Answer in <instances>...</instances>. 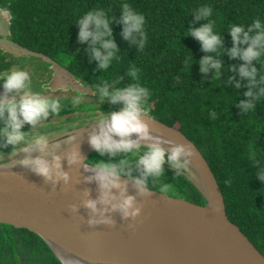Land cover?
<instances>
[{"label":"trees","instance_id":"trees-1","mask_svg":"<svg viewBox=\"0 0 264 264\" xmlns=\"http://www.w3.org/2000/svg\"><path fill=\"white\" fill-rule=\"evenodd\" d=\"M124 2L146 17L148 42L144 50L139 51L136 44L124 40L123 26L114 22L113 37L121 58L103 72L98 62L89 57L88 44L78 41L79 26L74 23L87 11L98 7L109 10L119 20V8ZM203 4L213 7L212 18L223 38L224 54L217 57L224 69L219 80L212 78L213 72L202 73L198 63L204 56L215 54L205 53L199 41L187 36L190 27L204 23L194 21L192 15ZM0 9L9 18V39L49 56L92 90L101 82L113 87L130 83L148 87L151 96L146 112L179 129L197 146L217 179L227 218L264 258V185L251 165L255 157L264 159V100L257 103L255 112L247 114L234 106L246 99L243 93L248 91V81L241 79L238 72L244 61L231 59L227 54L232 47L228 26L231 23L248 25L257 17L264 18V0H0ZM190 54L195 61L192 64L187 59ZM24 57L0 48V71L15 60H25ZM34 58L48 66L49 62ZM253 63L258 73L264 75V64ZM132 65L138 69V80L127 74ZM233 66L236 72L231 70ZM236 83H240L241 88L236 89ZM262 86L264 84L258 83L253 91ZM107 100L93 105L91 114L101 115V112L122 107ZM73 109L63 107L60 114ZM212 111L217 113L215 120L210 118ZM10 151V146L0 149V153ZM123 156L117 154L114 159ZM108 159L107 155L102 157L93 151L86 162L94 165ZM164 168L165 175L160 180L149 178V188L160 191L166 183L169 189L165 193L204 204L200 192L185 176L175 175V171L165 165ZM0 264L61 263L37 234L0 223Z\"/></svg>","mask_w":264,"mask_h":264},{"label":"water","instance_id":"water-1","mask_svg":"<svg viewBox=\"0 0 264 264\" xmlns=\"http://www.w3.org/2000/svg\"><path fill=\"white\" fill-rule=\"evenodd\" d=\"M9 24L0 9V48L14 56L49 62L53 75L48 88L92 92L49 56L9 39ZM143 118L151 137L171 142L162 143L163 147L181 144L192 149L189 172L183 176L200 192L203 205L152 188L147 196L137 195L131 181L121 177L128 184V194L137 196L141 214L132 220L112 212L108 214L111 224L91 222L93 214L83 202L98 195L96 182H89L94 165L86 162L94 151L89 137L99 130L95 120L49 138L47 158L52 154L62 158L63 171L69 176L67 184L63 180L53 184L19 165L0 167V223L37 234L61 264H264V258L227 218L217 179L197 146L182 131L147 112ZM152 142L154 139L141 144ZM73 151L81 155L77 164L68 162ZM9 153L0 161L8 163L24 156L23 152L15 156Z\"/></svg>","mask_w":264,"mask_h":264},{"label":"clouds","instance_id":"clouds-1","mask_svg":"<svg viewBox=\"0 0 264 264\" xmlns=\"http://www.w3.org/2000/svg\"><path fill=\"white\" fill-rule=\"evenodd\" d=\"M119 20L102 7L94 8L80 16L74 24H78V41L88 44V55L91 60L98 62V68L103 72L110 69L114 62H119V48L113 37V23H119L122 27V36L125 41L136 44L139 51H143L148 35L145 30L146 17L134 9L130 3L120 5ZM194 21H204L198 27L188 29V35L200 42L206 55L199 60L202 73L213 72V79L219 80L223 69V63L217 57L224 54L223 38L221 32L216 30L213 7L203 4L192 13ZM232 38V47L227 51L231 59L239 58L244 63L239 67L241 79H247L248 91L243 93L246 99L239 104H234L242 113L255 112L257 103L264 100V86L256 91V85L264 84V75L258 73L257 63L264 64V18L257 17L251 24L244 25L231 23L227 29ZM247 45V47H242ZM190 64L191 54L187 58ZM233 72L237 69L233 66ZM127 74L133 80H138V69L132 65ZM116 83H119L117 81ZM229 85L232 79L229 78ZM0 149L11 146L10 156L23 152L21 159H13L8 163L0 161V167L22 166L31 170L38 176L53 184L63 180L66 184L69 180L68 173L63 171L62 158L52 154L47 158L49 138L44 133L25 132L24 126L32 128L50 115H59L63 110V101L60 98H51L44 95L47 85L40 90H34L33 80L30 74L22 69H14L0 73ZM235 88H241L240 83ZM96 91L103 103L107 97L110 104H122L119 110L103 113L96 119L99 126L97 132H93L88 140L90 147L100 156L107 155L108 160H99L94 164V173L89 177V182L95 181L98 186V195L95 199H85L84 206L91 211L94 219L91 221L111 224L109 213L118 212L124 219L135 220L141 214V207L136 195L128 194V184L121 180L126 177L131 181L136 194L149 195V178L160 180L165 175L164 165L176 170L175 175H187L189 172L190 157L194 155L191 148L173 144L165 148L159 138L150 135L149 126L144 120L147 108L146 104L151 96L148 87L139 83H130L127 86L113 87V84L101 82L96 85ZM82 97L72 100L74 107L79 106ZM211 119L217 118L215 111L211 112ZM135 137V138H133ZM147 146L141 144L144 140H153ZM58 147V146H57ZM117 154H124L123 158L115 160ZM3 153H0L2 156ZM81 160L78 151H73L68 156L69 164H77ZM256 169V176L264 185V159L255 157L251 161ZM135 170V171H134ZM136 172L139 175L135 174ZM169 189L168 184L160 187L161 192ZM88 193H85L87 196Z\"/></svg>","mask_w":264,"mask_h":264},{"label":"flooded vegetation","instance_id":"flooded-vegetation-1","mask_svg":"<svg viewBox=\"0 0 264 264\" xmlns=\"http://www.w3.org/2000/svg\"><path fill=\"white\" fill-rule=\"evenodd\" d=\"M7 61H9V60H7ZM30 62L32 63L31 65H33V64L38 65V66H36V69L33 70V72L31 71V73H29V72L28 73L30 74V76L33 80V86L35 87L34 90H40L41 86L46 85L49 82V80L52 78L53 70L51 68L50 63H48V66H44L39 62V60H36V61L23 60V59L21 61L15 60L14 64L10 65L8 68L2 69L0 71V73L6 72V71H11L14 68L21 69L24 65H26ZM39 77H42V78L40 79ZM38 79H40V83L37 82ZM0 90L2 92L4 91L2 87H0ZM57 90L60 92H63V93H70L71 94V95L69 94L68 96H63L60 99L63 101V107L74 108V109L70 110V111L67 110L66 112L59 114V115H50L47 120L41 121L42 126H45V128L42 126L36 127V128H31V127H29V125L26 124L24 126L23 131L44 133L49 138V137H52V136L59 134L61 132L59 125H55L56 123H54L55 122L54 119L62 121L64 128H65L63 130H69L71 128L76 127L78 124L94 120V118L91 119V117L95 116L97 114H96V112H94V115H93V113L91 114V107L93 105L87 104V103H80L79 106L74 107L72 104V100L74 99V97L85 96L88 94H86V93L76 94V92L71 90L70 88H67V89L57 88L56 90H52V89L47 87V91L44 92V95L50 96L51 98H57V97H53V95L51 94L53 92H56ZM92 91L96 92V90H92ZM84 104L89 106V110L81 109L84 106ZM77 114H81V115L77 116ZM0 127H3L2 122H0ZM58 131H59V133H58ZM53 133H55V134H53ZM50 134H52V135H50ZM3 154H5V153H3Z\"/></svg>","mask_w":264,"mask_h":264},{"label":"rangeland","instance_id":"rangeland-1","mask_svg":"<svg viewBox=\"0 0 264 264\" xmlns=\"http://www.w3.org/2000/svg\"><path fill=\"white\" fill-rule=\"evenodd\" d=\"M24 59L25 60H32V61H36V60H38V59H36V58H34V57H31V56H25L24 57ZM32 63L30 62V63H28V64H26V65H24L21 69L22 70H25V71H27V72H29V73H31V71L33 72V70H35L36 69V66H38L37 64H33V65H31ZM14 69H16V68H14ZM13 69V70H14ZM40 79L42 78V77H39ZM40 79H38L37 80V82H39L40 83ZM51 80V79H50ZM50 80H49V82H50ZM48 82V83H49ZM47 83V84H48ZM33 88H35L34 86H33ZM56 90V89H55ZM76 92V91H75ZM0 93H3L1 90H0ZM52 95H53V97H57V98H62L63 96H68L70 93H63V92H60V91H56V92H53V93H51ZM76 94H82V93H79V92H76ZM71 95V94H70ZM78 97V96H77ZM79 97H82V99H81V102L80 103H87V104H91V105H94V106H96V105H99L100 103H101V100H100V97H99V94H98V92L96 91V92H94V91H92L91 93H88V95H85V96H79ZM74 98H76V97H74ZM108 98L107 97H105L104 98V100H107ZM81 109H83V110H89V106L88 105H86V104H84V106L81 108ZM83 114V113H82ZM96 114L97 115H95V116H92L91 117V119L92 118H94V120H96L100 115L98 114V112H96ZM78 115H81V114H77V116ZM94 115V114H93ZM55 120V122L54 123H56L55 125H59V127H60V130H61V132L60 133H62V132H64V131H67V130H63V129H65L64 128V125H63V123H62V121L61 120H56V119H54ZM93 120H91V121H89V122H92ZM40 126H42V122H40L36 127H40ZM29 127H31L32 128V126L31 125H29ZM42 127H44L45 128V126H42ZM56 132V131H55ZM58 133H59V131H58ZM59 133V134H60ZM53 134H55V133H53ZM50 135H52V134H50ZM49 135V136H50ZM56 135H58V134H56ZM56 135H54V136H56ZM53 137V136H52ZM49 138H51V137H49ZM7 156V155H6ZM0 157H3V156H0ZM167 164V163H166ZM168 165V164H167Z\"/></svg>","mask_w":264,"mask_h":264}]
</instances>
